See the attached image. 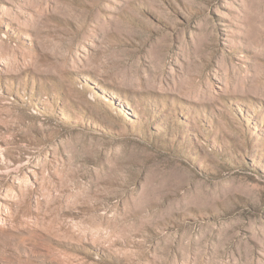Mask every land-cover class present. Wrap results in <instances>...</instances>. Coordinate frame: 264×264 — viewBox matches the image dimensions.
I'll return each instance as SVG.
<instances>
[{
	"label": "rangeland",
	"instance_id": "1",
	"mask_svg": "<svg viewBox=\"0 0 264 264\" xmlns=\"http://www.w3.org/2000/svg\"><path fill=\"white\" fill-rule=\"evenodd\" d=\"M0 264H264V0H0Z\"/></svg>",
	"mask_w": 264,
	"mask_h": 264
}]
</instances>
